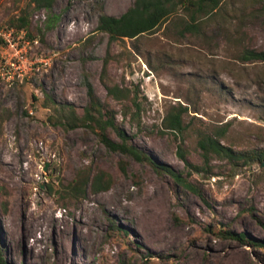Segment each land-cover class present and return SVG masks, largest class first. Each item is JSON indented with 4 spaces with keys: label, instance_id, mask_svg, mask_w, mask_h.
<instances>
[{
    "label": "rangeland",
    "instance_id": "1",
    "mask_svg": "<svg viewBox=\"0 0 264 264\" xmlns=\"http://www.w3.org/2000/svg\"><path fill=\"white\" fill-rule=\"evenodd\" d=\"M133 1L54 0L47 9L0 0L3 258L264 264V159L203 160L198 147V132H207L235 151L264 149V61L242 59L246 49L264 50V0H224L197 32L181 34L189 21L181 8L135 39L110 41L96 31L101 13L119 16ZM21 14L29 22L17 30L9 20ZM87 83L115 111L141 160L107 149L90 128L65 124L67 105L80 114L89 103ZM105 83L122 97L108 95ZM133 95L138 114L123 115L136 110ZM178 105L187 108L185 129L173 132L162 121ZM99 170L112 179L107 190L88 183L83 197L63 199L62 186ZM226 229L244 232V240Z\"/></svg>",
    "mask_w": 264,
    "mask_h": 264
},
{
    "label": "trees",
    "instance_id": "2",
    "mask_svg": "<svg viewBox=\"0 0 264 264\" xmlns=\"http://www.w3.org/2000/svg\"><path fill=\"white\" fill-rule=\"evenodd\" d=\"M36 7L50 9L54 0H32ZM224 0H134L133 4L121 15L114 16L106 13H101L98 16L96 31H100L108 35L110 41L116 39H135L140 35L154 32L161 24H163L168 16L175 12L177 8H181L188 13L189 21L186 22L181 30V34L185 32H197L199 30V20L208 17L211 13L219 8ZM27 15L21 14L16 18L9 20V23L15 29H24L28 25ZM8 28V27H6ZM244 60H260L264 61V50L246 49L242 54ZM107 61L103 63V71L106 69ZM107 94L120 99L122 97L121 90L113 85L109 86L105 83ZM87 94L89 103L83 107V110L78 114L72 105H67L69 114L65 121L70 128L77 126L90 128L96 132L103 145L112 151L130 154L137 160L142 159V154L133 146L128 144L127 135L119 128L115 122L116 113L105 102L95 94L92 86L87 83ZM126 96V95H125ZM132 104L136 110L133 112L125 111L126 113L138 114L139 102L136 95L132 97ZM187 111V108L182 105L173 107L163 118V127L173 132H182L185 129L182 116ZM111 130L120 138L121 141L112 139L108 133ZM198 147L201 150L203 160L209 155L225 157L228 160L248 161L255 158L264 159V149H251L246 151H235L232 148L223 145L218 136L213 133L198 132ZM181 160L191 167L198 168L197 165L191 164L181 155ZM173 178L178 181L183 187L196 191V189L185 179L181 178L171 169L166 170ZM90 183L92 191L107 190L112 179L110 175L99 170L92 176L89 174H78L60 190L63 199L71 200L77 197H83L87 184ZM230 238L244 240L245 233H234L229 229L221 230ZM257 244V243H256ZM0 264H8L2 255L0 245Z\"/></svg>",
    "mask_w": 264,
    "mask_h": 264
},
{
    "label": "bare ground",
    "instance_id": "3",
    "mask_svg": "<svg viewBox=\"0 0 264 264\" xmlns=\"http://www.w3.org/2000/svg\"><path fill=\"white\" fill-rule=\"evenodd\" d=\"M21 219L23 220V216H22V214H21ZM29 219H31V218H29ZM28 220V219H27ZM24 222V221H23ZM30 222V221H29ZM28 223V222H27Z\"/></svg>",
    "mask_w": 264,
    "mask_h": 264
}]
</instances>
